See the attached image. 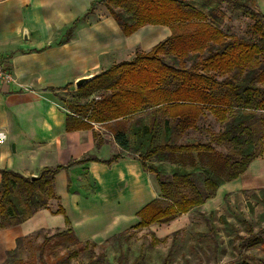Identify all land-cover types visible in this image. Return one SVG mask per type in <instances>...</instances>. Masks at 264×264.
<instances>
[{
	"label": "trees",
	"instance_id": "obj_1",
	"mask_svg": "<svg viewBox=\"0 0 264 264\" xmlns=\"http://www.w3.org/2000/svg\"><path fill=\"white\" fill-rule=\"evenodd\" d=\"M219 2L251 18L260 43L227 40L212 14L186 0H98L89 9L93 11L94 3L105 5L127 36L148 24L168 25L171 29V34L151 50L137 51L133 58L116 62L94 75L77 88V96H59L72 113L66 119L67 130L118 122L147 109L165 117L164 140L158 138V119L151 127L142 128L139 124L137 129L142 132L136 146L141 152L138 157L144 169L156 175L160 195L139 210L140 221L133 227L169 221L205 204L223 183L237 179L252 161L264 155V12L256 7V0ZM210 45H218V49L201 55ZM192 54L197 55L191 57L188 65ZM167 56L176 62L166 61ZM207 112L226 123L223 130L211 132L207 141L172 142L174 134L183 136L198 128ZM229 115L233 116L229 119ZM114 133L116 142L128 148L127 132L117 129ZM144 135L148 138L144 139ZM254 136L257 141L251 139ZM255 144L259 149L254 150ZM219 145L246 146L237 153H223L217 149ZM152 158L179 162L181 167L168 174L164 165L148 163ZM82 160L45 167L35 178L0 168V229L19 224L46 208L49 199L56 197V174ZM187 165L192 167H182ZM198 173L203 176L202 185ZM15 186L25 187L22 201L14 199ZM56 212L63 213L64 209L60 207ZM57 234L72 239L75 245L80 243L70 226ZM260 234L249 237L251 245L264 243ZM31 235L17 238L16 248L7 251V263L16 258L23 241ZM211 235L217 243L214 231ZM87 245H77L72 253L77 254ZM225 264L247 261L237 258Z\"/></svg>",
	"mask_w": 264,
	"mask_h": 264
},
{
	"label": "crops",
	"instance_id": "obj_2",
	"mask_svg": "<svg viewBox=\"0 0 264 264\" xmlns=\"http://www.w3.org/2000/svg\"><path fill=\"white\" fill-rule=\"evenodd\" d=\"M95 1L0 0V53L14 75L13 82H0V168L32 176L84 159L56 174V197L46 208L0 229V260L18 237L40 229L70 226L82 240L103 241L136 225L139 210L158 197L156 175L139 157L121 154L117 142L97 139L95 124L66 129L72 113L59 96L77 91L79 78L149 51L171 34L168 25L148 24L127 36L105 5L94 3L89 12ZM256 7L264 12V0ZM260 177L264 155L226 186L263 185L253 182ZM1 178L0 172V185ZM60 207L63 213L56 212Z\"/></svg>",
	"mask_w": 264,
	"mask_h": 264
},
{
	"label": "rangeland",
	"instance_id": "obj_3",
	"mask_svg": "<svg viewBox=\"0 0 264 264\" xmlns=\"http://www.w3.org/2000/svg\"><path fill=\"white\" fill-rule=\"evenodd\" d=\"M186 1L212 14L218 26L225 33L227 40L242 39L260 43L261 39L253 29V20L244 12L234 10L226 3H220L219 0ZM215 49H218V45H210L201 55H207L210 50ZM196 55L190 56L188 65L192 63L191 57ZM129 56L126 55L121 60ZM165 59L173 64L176 62L170 56L165 57ZM77 94L78 92L74 91L67 93L66 96H61L69 98L75 97ZM233 115H229V119ZM157 119L158 138L164 140L166 134L164 133L165 117L161 114H155L153 109L136 113L118 122L95 123L97 139L108 138L107 140L116 142L114 132L117 129H123L127 132L129 146L122 148L117 143L121 147V154L138 157L141 152L136 150V146L139 144V136L142 134L141 130L137 131L139 124L142 128L151 127ZM254 124L257 125V122ZM225 125L224 121L207 112L200 120L198 128L187 131L183 136L174 134L170 139L177 143L207 141L211 132L221 131ZM143 138L146 139L148 136L144 135ZM251 139L258 140L257 136ZM245 146L219 145L217 149L223 153L233 151L237 153L238 149ZM255 149H259L258 144H255ZM105 151L109 152L110 148L107 147ZM148 163L164 165L168 174L173 168L181 167L179 162L155 158L148 160ZM182 167L190 169L192 165ZM202 177L198 173L197 179L201 185L203 183ZM253 182L256 184L264 183V178H256ZM226 183H223L215 196L207 200L205 204L172 220L147 227L136 228L128 225L122 231L100 242L93 239L82 240L76 235L80 242L77 245L84 246L86 242L88 245L79 249L75 255L72 250L77 245L74 244L73 240L57 234L58 231L65 228L42 229L37 234L32 233L23 241L16 258L10 259L7 263L6 252L3 260H0V264H43L44 261L47 264H54L55 262H57L56 264H225L237 258L246 260L247 264H264V243L251 245L248 240L253 233H261L260 240L264 241V184L226 186ZM14 188V199L22 201L25 187L15 186ZM159 195L160 187H158ZM20 207L25 209L23 205ZM7 222L8 220L5 218L4 223ZM8 226L10 225L5 227ZM213 231L217 243L211 235ZM156 238L160 240L157 241Z\"/></svg>",
	"mask_w": 264,
	"mask_h": 264
},
{
	"label": "built area",
	"instance_id": "obj_4",
	"mask_svg": "<svg viewBox=\"0 0 264 264\" xmlns=\"http://www.w3.org/2000/svg\"><path fill=\"white\" fill-rule=\"evenodd\" d=\"M14 81L13 71L8 59L0 53V82L10 83Z\"/></svg>",
	"mask_w": 264,
	"mask_h": 264
},
{
	"label": "water",
	"instance_id": "obj_5",
	"mask_svg": "<svg viewBox=\"0 0 264 264\" xmlns=\"http://www.w3.org/2000/svg\"><path fill=\"white\" fill-rule=\"evenodd\" d=\"M93 76H94V75L79 78V79L76 81V86H77V87L81 86L82 84H84V83H86L87 81H89ZM36 176H37V175H32V178H35Z\"/></svg>",
	"mask_w": 264,
	"mask_h": 264
}]
</instances>
